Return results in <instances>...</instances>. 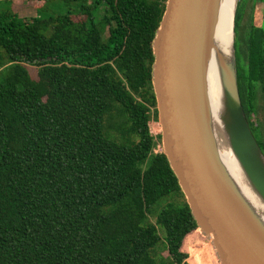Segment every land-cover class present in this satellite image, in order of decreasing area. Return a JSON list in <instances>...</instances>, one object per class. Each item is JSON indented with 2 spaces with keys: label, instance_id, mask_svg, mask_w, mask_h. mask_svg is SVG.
<instances>
[{
  "label": "trees",
  "instance_id": "1",
  "mask_svg": "<svg viewBox=\"0 0 264 264\" xmlns=\"http://www.w3.org/2000/svg\"><path fill=\"white\" fill-rule=\"evenodd\" d=\"M29 1L38 16L0 0V264H189L202 231L149 128L166 0ZM251 5L236 76L264 154V0Z\"/></svg>",
  "mask_w": 264,
  "mask_h": 264
},
{
  "label": "water",
  "instance_id": "2",
  "mask_svg": "<svg viewBox=\"0 0 264 264\" xmlns=\"http://www.w3.org/2000/svg\"><path fill=\"white\" fill-rule=\"evenodd\" d=\"M219 1L166 0L152 40V88L161 144L191 215L212 242L220 264H264V230L228 179L208 119L206 66ZM232 47L231 60L221 63L224 128L231 149L264 200V154L239 96L234 25Z\"/></svg>",
  "mask_w": 264,
  "mask_h": 264
},
{
  "label": "bare ground",
  "instance_id": "3",
  "mask_svg": "<svg viewBox=\"0 0 264 264\" xmlns=\"http://www.w3.org/2000/svg\"><path fill=\"white\" fill-rule=\"evenodd\" d=\"M237 0H220L213 40L206 66L208 119L219 161L228 179L243 199L255 220L264 230V200L251 185L231 149L223 122V92L221 63L230 61L233 54L234 10Z\"/></svg>",
  "mask_w": 264,
  "mask_h": 264
},
{
  "label": "rangeland",
  "instance_id": "4",
  "mask_svg": "<svg viewBox=\"0 0 264 264\" xmlns=\"http://www.w3.org/2000/svg\"><path fill=\"white\" fill-rule=\"evenodd\" d=\"M43 0H38L36 3L40 4ZM237 0V5L238 2ZM252 0H241L240 1V12L239 16L237 18V23L238 25L241 22V26L239 29L236 28L235 34H234V53H235V61H237L240 58V53H239V46H240V33H243V28L245 27L246 23H248V18L249 14H251V17L255 16L254 21L255 23L258 24V17L260 16L257 11H253L252 7ZM32 3L29 0H14V5L13 7L15 10H19L20 17L24 16H38V11H30L32 8ZM246 8V9H245ZM245 10V13H244ZM245 14V16H244ZM244 16V19H242ZM30 73L34 76L36 72V68L33 66L28 67ZM149 128L151 133L156 137L158 134L161 133V126L159 124V121H150L149 123ZM157 142H159V145L157 146L158 151H163L162 144H161V137L160 140L157 138ZM165 204V198H162L158 200L154 206H153V211H152V217L151 220H154V215L163 207ZM203 236H205L202 233ZM201 236L199 241H194V240H189L187 243L186 250L188 251V263L189 264H220V261L218 259V256L216 254V251L213 247L212 242L205 236Z\"/></svg>",
  "mask_w": 264,
  "mask_h": 264
},
{
  "label": "flooded vegetation",
  "instance_id": "5",
  "mask_svg": "<svg viewBox=\"0 0 264 264\" xmlns=\"http://www.w3.org/2000/svg\"><path fill=\"white\" fill-rule=\"evenodd\" d=\"M12 4H14V0H11Z\"/></svg>",
  "mask_w": 264,
  "mask_h": 264
}]
</instances>
